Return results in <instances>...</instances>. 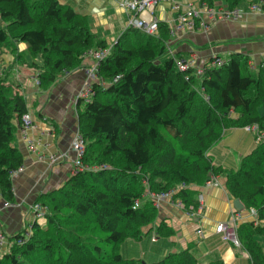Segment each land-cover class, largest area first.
I'll list each match as a JSON object with an SVG mask.
<instances>
[{
    "label": "trees",
    "instance_id": "16d2710c",
    "mask_svg": "<svg viewBox=\"0 0 264 264\" xmlns=\"http://www.w3.org/2000/svg\"><path fill=\"white\" fill-rule=\"evenodd\" d=\"M223 1L233 8L241 0ZM0 20V53L24 43V52L41 60L31 64L45 86L81 66L82 55L93 46H107L90 31L86 16L60 0H0ZM140 33L130 27L117 38L99 61L90 97L78 98L81 106L77 100L81 160L99 169L72 171L57 188L40 194L36 202L45 207L44 222H31L28 235L23 229L9 236L13 242L0 252V264H87L89 259L97 264H224L201 263L189 249L153 262L119 252L122 241L140 236L156 218L157 208L144 197L147 190L203 183L210 173L224 175L229 194L245 209H256L258 222L239 223L236 235L250 264H264L258 239L264 236V140L235 169L214 165L208 155L224 130L264 122V66L253 73L247 56L237 51L218 65H210L215 56L180 71L175 57L166 56V23L158 21L156 33L143 43ZM14 58L22 62L24 55ZM26 111L23 95L0 80V193L7 201L14 198L12 173L23 163L13 140ZM194 194L186 188L174 196L188 207L197 204ZM157 231L170 230L159 223ZM86 251L93 255L84 257Z\"/></svg>",
    "mask_w": 264,
    "mask_h": 264
},
{
    "label": "crops",
    "instance_id": "0c3cea01",
    "mask_svg": "<svg viewBox=\"0 0 264 264\" xmlns=\"http://www.w3.org/2000/svg\"><path fill=\"white\" fill-rule=\"evenodd\" d=\"M123 1L60 0L86 16L90 31L106 45L113 44L128 29L130 12L123 6ZM176 1L191 3L200 10L204 5L214 10L228 7L223 0ZM254 2L263 3L264 0H241L235 6L242 10L240 18L219 19L214 15L207 18L209 26L206 29H175L173 24L177 13L171 8L172 3L169 1L160 2L151 16L166 23L169 28L166 56L193 54L198 67L207 63L213 55L227 59L231 53L238 51L247 56L250 71L256 73L264 59V12L251 11L250 5ZM139 15L145 19L151 18L148 12ZM92 63L90 59H85L82 66H90ZM84 81L85 74L81 67L60 76L54 82L52 90L44 93L46 100L43 103L40 89L33 90L31 87L35 92L34 96L37 93V98L40 99L39 103L34 99L36 106L33 111L30 110L35 127L23 130L16 124L13 144L21 152L23 163L19 171L12 175L13 200H5L0 193V228L8 236L27 229L34 217L32 203L40 194L61 185L72 172L74 155L70 141L76 130V97ZM82 104L80 101V106ZM231 131L225 133L208 151L212 163L224 169H235L241 158L256 146L251 133L253 143L246 144L241 142V138H235V135L230 137ZM26 138L33 141V148L27 146ZM51 156L56 159L53 163H50ZM218 177L220 183L216 186L196 183L187 187L196 191V199L198 195L203 198V209L199 215L189 218L179 207L170 202H162L157 209L156 218L142 228L140 238L123 241L127 256L120 252L121 255L126 258L141 257L142 260L145 258V262H153L168 253L189 249L201 263L221 260L224 264H250L249 254L241 246H236L232 240L223 239L221 233L215 230L219 222L229 221L234 208V197L226 189L225 176ZM245 221L251 220L247 218L242 222ZM159 223L170 231L157 233L152 240V232H157ZM198 228L201 233L197 232Z\"/></svg>",
    "mask_w": 264,
    "mask_h": 264
},
{
    "label": "built area",
    "instance_id": "2783aa9c",
    "mask_svg": "<svg viewBox=\"0 0 264 264\" xmlns=\"http://www.w3.org/2000/svg\"><path fill=\"white\" fill-rule=\"evenodd\" d=\"M163 1H169L172 3L171 8L176 11L177 16L174 20V28L177 30H194L196 27H200L203 29H206L208 24V19L213 17L224 19V18H232L237 19L242 16V10L233 7V8H220L218 10H214L212 7H209L207 5H204L203 9L200 10V8H197L193 6L191 3H181L176 0H124L123 6L127 8V10L130 12L129 20L127 23V28H136L139 30H142L144 32H147L149 34H155L158 28V21L155 17H152L151 14L155 7ZM250 10L255 12H264V2L263 3H252L250 5ZM143 12H148L149 16L151 18L145 19L140 17L139 14ZM206 17V18H205ZM208 18V19H207ZM90 53L94 54V60L93 63L88 66L84 72L87 74V79L84 81L83 86L81 87L80 91L77 94L78 98L87 99L90 97L91 92V83L96 79L97 75V68L99 61L103 60L110 52L109 50H106V47H97L92 50H88L85 52V54L90 55ZM217 57V59H214L211 61L210 65H218L221 63L222 58H220L217 55H213L212 57ZM176 59V65L178 70L185 71L189 68L196 67L195 65V58L194 55L191 54L189 56H178L175 57ZM264 66V59L262 60L260 67ZM197 73H202V68H196ZM2 71L0 69V77H1ZM115 79V78H114ZM20 126L23 130L31 129L35 127L34 121L32 119L31 114L29 111L24 112L20 116ZM243 128L247 131H249L255 140V142L264 140V122L262 124L260 123H251L246 124L243 126ZM27 146L29 148L34 147V143L32 140L27 139ZM71 149L74 153V157L72 159V165L73 169L72 171H79V170H85L88 168L92 169H99V167H87L83 164L81 158L83 156L84 152V141L81 137V134L79 133L78 129L73 133V138L71 141ZM55 157L51 156L50 161L55 162ZM104 167H107L104 165ZM20 169V168H19ZM16 170L12 173V175H15L16 172L19 171ZM219 177L216 175H210L205 181V186H211V185H218L219 184ZM189 186L188 183L182 182L178 185H176L173 188L164 190V191H149L145 193L144 197L148 200H151L153 204L158 207L159 203L163 200H170L173 201L174 204L182 209L185 213V215L189 218L195 217L200 211L203 209V198L201 195H198L197 197V204L192 206L189 205L188 207L184 206V203L182 200L178 197H175L174 195L180 190V189H186ZM139 200L135 201V206L139 204ZM134 206V207H135ZM31 209L33 210L34 217L32 220V223L34 221H37L39 223L44 222V213H45V207L41 205L39 202H34L31 205ZM232 213L229 221L226 222H219L215 230L217 232H220L224 239L232 240L233 243L236 246H241L240 241L237 238L236 235V228L243 220L249 218L254 223H257L258 220L256 218L257 211L255 208L250 207L248 209H242V210H236L235 208H232ZM30 226L25 230V234L28 235V231L30 230ZM198 233H201V229H197ZM18 242H22V238L16 239ZM13 241L9 239V236L5 234V232L0 228V252H5L8 247L11 245Z\"/></svg>",
    "mask_w": 264,
    "mask_h": 264
},
{
    "label": "rangeland",
    "instance_id": "374dc122",
    "mask_svg": "<svg viewBox=\"0 0 264 264\" xmlns=\"http://www.w3.org/2000/svg\"><path fill=\"white\" fill-rule=\"evenodd\" d=\"M1 22H2V20H0V26H1V24L4 25V23H1ZM148 35H149V33L142 31V33L139 34L140 42L141 43L145 42L146 36H148ZM23 44L24 43H22V42L21 43L18 42V43H16L17 49L14 47L16 49L15 51L13 49H11V51H10V49L4 48L3 51L0 53V69L2 71V74H1L2 77H1L0 80L1 81H4V83H6V84L12 85V87L14 89H17V91L21 95H23V97H24V99L26 101L27 107L29 108L28 109L29 110V113H30V110L33 111V109L36 106L34 104V99H35V101H37V103L40 102V99L37 98V93H36V96H34L35 92L31 90L32 89L31 87H33V90L40 89V94L43 96V101H42V103H43L44 100H46V98H44V93L47 92V91H51L52 90V86H53L52 84H54V82L51 83V84H49L48 86H45L43 84H39L38 79H37V75H36L38 73V68L36 67V65L31 64V62H32V59H34L38 63H40L41 60H40L39 57L38 58L37 57L34 58L31 54L25 53L24 52L25 47L23 46ZM112 45L113 44L107 45L106 46V50H109V52H110ZM97 47L96 46H93L89 50L94 51V49L97 48ZM15 53H19V54L23 53L24 58H23L22 62L21 61H16V59L14 58ZM85 59H90L93 62V60H94V54L93 53H90V55H87V54L84 53L82 55V62ZM80 67L84 71L88 66L87 65L86 66L85 65L82 66V63H81V66H79L78 68H80ZM5 70H7V72ZM66 74H68V72L63 73L62 75H66ZM84 74H85V80H86L87 79V74H86V72H84ZM59 78L60 77H58V79ZM58 79H56V80H58ZM29 99H31V101H29ZM77 100L79 101V103H80V101L81 102H84L82 99H77L76 98V101ZM260 112H263V109L262 108H260ZM231 115L233 117H235L236 116V113H231ZM75 118H76V128H77V125L78 124H77V110L76 109H75ZM230 130H232L231 131V134H230V137H233L235 135L236 136L235 138H238V137L241 138V142H244L246 144H249L250 142L253 143L252 136H251L250 132L249 131L247 132V130H245L244 128H242V127H235V128H231V129H226V130H224L225 131L224 134L227 133ZM224 134H223V136H224ZM72 138H73V135L71 137V141H72ZM71 141H70V148H71ZM73 155H74V153H73ZM50 163H53V162L50 161ZM210 175H212V173H210L208 175V177ZM219 183H220V181H219ZM191 184H196V183L193 182ZM203 184H204V181H203ZM214 186H216V185H214ZM162 202H170L171 204L175 205L173 201L163 200V201H161L159 203V206L161 205ZM158 207H156V208L158 209ZM200 213H201V211L197 215H199ZM30 224L32 225V223H30ZM157 232L155 230L152 232V235H151L152 240L155 239V237L157 235ZM141 233H142V230H141ZM140 236H141V234H140ZM140 236L135 237V238H131V239L140 238ZM221 236H222V234H221ZM222 238H223V236H222ZM127 239H129V238H127ZM127 239H125V240H127ZM258 239L260 240L261 245L264 247V236H259ZM225 240H229V239H225ZM120 247H121V249H120ZM125 247H126L125 246V242L122 241L121 244L119 245V252L125 254ZM122 248H123V251H122ZM92 255L93 254L91 252L86 251V253L83 256L88 258V256L90 257ZM124 256H127V255L125 254ZM75 257L78 258L77 256H75ZM75 257H72V258H75ZM140 258L141 257H139L137 259H140ZM144 260H145V258H144ZM93 261L94 260H90L89 259V262H87V261H85V262H87V264H89V263L90 264H97V262H93ZM83 262L84 261H82L81 263L82 264H86V263H83Z\"/></svg>",
    "mask_w": 264,
    "mask_h": 264
},
{
    "label": "water",
    "instance_id": "95a60500",
    "mask_svg": "<svg viewBox=\"0 0 264 264\" xmlns=\"http://www.w3.org/2000/svg\"><path fill=\"white\" fill-rule=\"evenodd\" d=\"M233 206L236 210H242L244 209L243 203L240 201L239 198H234L233 199Z\"/></svg>",
    "mask_w": 264,
    "mask_h": 264
},
{
    "label": "bare ground",
    "instance_id": "6f19581e",
    "mask_svg": "<svg viewBox=\"0 0 264 264\" xmlns=\"http://www.w3.org/2000/svg\"><path fill=\"white\" fill-rule=\"evenodd\" d=\"M4 69V68H3ZM65 69V68H64ZM4 76V75H3ZM2 77V76H1ZM1 79V78H0ZM53 85V84H52ZM24 90V89H23ZM76 109V108H75ZM80 110V109H79ZM76 121V120H75ZM54 133V132H53ZM37 155V154H36ZM166 254V253H165Z\"/></svg>",
    "mask_w": 264,
    "mask_h": 264
}]
</instances>
